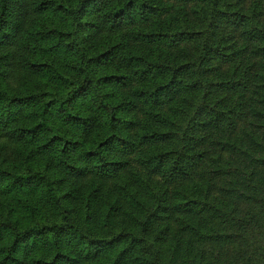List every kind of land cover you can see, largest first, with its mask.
Masks as SVG:
<instances>
[{
  "label": "trees",
  "instance_id": "1",
  "mask_svg": "<svg viewBox=\"0 0 264 264\" xmlns=\"http://www.w3.org/2000/svg\"><path fill=\"white\" fill-rule=\"evenodd\" d=\"M0 264H264V0H0Z\"/></svg>",
  "mask_w": 264,
  "mask_h": 264
},
{
  "label": "rangeland",
  "instance_id": "2",
  "mask_svg": "<svg viewBox=\"0 0 264 264\" xmlns=\"http://www.w3.org/2000/svg\"><path fill=\"white\" fill-rule=\"evenodd\" d=\"M59 17H60L59 15H56V14H54V13H50V14L47 13V18H50L53 22H54V21L61 20V18H59ZM97 35H98V39H99V41H97V42H92L91 44H96V43H98V44L102 45V44H104V43L106 42V38H110V37L106 34V32H98Z\"/></svg>",
  "mask_w": 264,
  "mask_h": 264
}]
</instances>
